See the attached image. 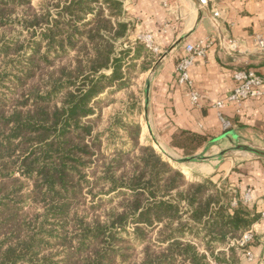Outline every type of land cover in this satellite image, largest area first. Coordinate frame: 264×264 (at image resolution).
Instances as JSON below:
<instances>
[{
  "label": "trees",
  "instance_id": "16d2710c",
  "mask_svg": "<svg viewBox=\"0 0 264 264\" xmlns=\"http://www.w3.org/2000/svg\"><path fill=\"white\" fill-rule=\"evenodd\" d=\"M34 1L0 0V33L23 29L0 41V264L240 263L247 248L216 250L259 214L215 176L188 180L126 116L97 132L101 104L152 67L123 3ZM210 141L181 130L169 147L187 158Z\"/></svg>",
  "mask_w": 264,
  "mask_h": 264
},
{
  "label": "crops",
  "instance_id": "0c3cea01",
  "mask_svg": "<svg viewBox=\"0 0 264 264\" xmlns=\"http://www.w3.org/2000/svg\"><path fill=\"white\" fill-rule=\"evenodd\" d=\"M120 1L134 27L129 41L135 43L140 36L150 35L160 48L145 83V113L159 141L169 147L171 137L181 130L210 136L194 162L211 163L212 171L210 168L204 174L205 168L200 169L202 177L215 176L214 182L223 184L240 203L251 190V202L242 204L260 215L264 212V158L241 148L264 153V99L248 100L240 109L228 104L220 111L215 105L231 93L237 71L254 70L264 75V53L253 50L255 36L264 34V0H215L208 6H201L198 0ZM215 11L219 16H214ZM231 41L235 48H230ZM200 42L209 46L190 69L194 89L201 97L195 106L186 88L178 84L176 67L186 46ZM220 115L229 128L224 127ZM223 155L226 157L219 160ZM252 231L257 241L246 251L256 260L245 264H264L260 240L264 220L259 218Z\"/></svg>",
  "mask_w": 264,
  "mask_h": 264
},
{
  "label": "rangeland",
  "instance_id": "374dc122",
  "mask_svg": "<svg viewBox=\"0 0 264 264\" xmlns=\"http://www.w3.org/2000/svg\"><path fill=\"white\" fill-rule=\"evenodd\" d=\"M42 0H35L33 2L34 6H37ZM127 13V11H126ZM128 20V13H127V19ZM132 24V22H130ZM14 25L4 29L3 31H1L0 33V41L2 40H13V38L15 39V37H18V35L20 34V32L23 30L22 26L18 25L17 23H13ZM130 37V36H129ZM26 41V39H24L23 37H21L20 42L24 43ZM137 42V41H136ZM140 42V41H138ZM132 43V42H130ZM141 44H143L142 42H140ZM144 45V44H143ZM145 46V45H144ZM148 54H146V58L143 57L145 60H149V63L152 64V67L154 65V63L156 62V60L158 59L159 55L153 53L151 50H149L146 46H145ZM9 59L6 58H1L0 59V73L3 72L4 68H5V64H8ZM143 62V59H140L137 64L140 65ZM148 62V61H147ZM151 67V69H152ZM150 69V70H151ZM149 70V71H150ZM135 71V70H134ZM133 71V76L132 80H131V85H129L127 88L121 90L120 92H118L117 94H115L114 96H112L111 98H109L108 100H106L105 102H103V104H101L102 106V120L99 121L98 126H97V132L100 133V131H103L104 129L106 130L109 126H110V117H114L117 114L120 115H124L126 116V121L128 122H137L140 126H141V134H140V138H139V142L141 145H150L152 146L162 157L163 159L166 157L165 156H169L171 159H181V158H186L181 156L180 153L174 151L173 149H171L170 147H167L165 144H162L161 141H159V138L157 136V133L153 130V126L151 125L149 116L147 114L146 117V111H145V83H146V79L148 78L147 76L149 75V71L146 73H137L138 70L136 72ZM137 73V74H135ZM135 74V75H134ZM148 80V79H147ZM148 85H150V81L148 83ZM1 92V91H0ZM112 102V103H109ZM132 110V111H131ZM98 112L100 113V109L98 110ZM116 142H126L127 145L124 148H129V140L126 138V136H123L122 134L118 135V137L116 136ZM121 144V143H120ZM210 152H207L206 155H209ZM230 153V151L228 152ZM165 154V156H164ZM200 154V153H199ZM197 154V155H199ZM215 154V153H214ZM195 155V157L197 156ZM193 157V156H192ZM226 155L219 157V160H223V158H225ZM228 157V155H227ZM188 158V157H187ZM216 160L219 161V160ZM174 165V164H173ZM209 165H211V163H208V161H203L200 163H192V164H187V165H181V166H177L174 165L177 168H180L183 173L186 175V177L188 178V180L191 181H195V180H201L203 178H208V177H202L203 174L200 173V169L202 167H204V174H206V170L211 168V171L213 169V167H208ZM189 169H192V171H190ZM219 187H222L223 184L219 185L217 184ZM98 214L100 216V210L98 211ZM233 247H237V245H233V242L230 243V245H226L223 247H219L216 250V255L218 252H225L228 254V256L226 257V260H230V252L229 249L233 248ZM238 248V257L240 258V256H242L241 254V248ZM142 248H138L135 252L137 260H139L138 258L141 257V255L139 256V252H141ZM201 251H203V248H201ZM209 257V262L210 264H229V262H218L216 260L213 259V257H211L210 255H208ZM241 262L238 264H245L246 259L243 258V256L241 257Z\"/></svg>",
  "mask_w": 264,
  "mask_h": 264
},
{
  "label": "built area",
  "instance_id": "2783aa9c",
  "mask_svg": "<svg viewBox=\"0 0 264 264\" xmlns=\"http://www.w3.org/2000/svg\"><path fill=\"white\" fill-rule=\"evenodd\" d=\"M201 6H208L213 4L215 0H198ZM214 16H219L215 11ZM139 41L142 42L149 50L155 54H160V48L155 44L154 39L150 35L140 36ZM209 44L200 42L197 45H187L185 48V55L180 59L177 64L176 72L178 76V84L181 87L186 88L187 97L193 105L197 106L201 100L199 93L194 89V84L190 76V69L195 63L196 58L204 56L205 49ZM230 48H235V42H229ZM256 52L264 53V34L260 33L255 36L254 49ZM252 99H264V75H259L254 70H242L237 71L234 74V86L229 96L217 102L215 107L222 111L228 104L235 105L238 109L242 104ZM220 118L225 128H229V123L225 121L221 115ZM252 200V191L247 190L243 196L242 203L248 204ZM239 202L234 201L233 205H237ZM260 218L264 220V212L260 214ZM264 244V236L260 238ZM257 241V237L252 229L246 231L240 240L233 242V245H237L241 249L249 248L253 243ZM244 258L247 262H254L256 260L254 254L251 251H244Z\"/></svg>",
  "mask_w": 264,
  "mask_h": 264
},
{
  "label": "water",
  "instance_id": "95a60500",
  "mask_svg": "<svg viewBox=\"0 0 264 264\" xmlns=\"http://www.w3.org/2000/svg\"><path fill=\"white\" fill-rule=\"evenodd\" d=\"M241 149L245 150V151L253 152L257 156H259L261 158H264V153H262V152L252 151V150H250L247 147H243ZM164 156H165V154H164ZM165 157H166V159L164 158V160L168 161L171 164L177 165V166L192 164V163H194V162H196L198 160V158L195 157V156L188 157V158H181V159H177V160L171 159L168 155L165 156Z\"/></svg>",
  "mask_w": 264,
  "mask_h": 264
}]
</instances>
